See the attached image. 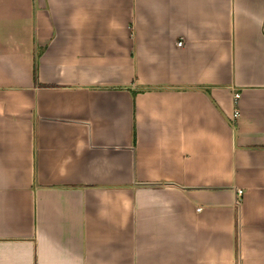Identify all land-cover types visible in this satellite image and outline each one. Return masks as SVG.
Returning a JSON list of instances; mask_svg holds the SVG:
<instances>
[{"label": "crops", "instance_id": "1", "mask_svg": "<svg viewBox=\"0 0 264 264\" xmlns=\"http://www.w3.org/2000/svg\"><path fill=\"white\" fill-rule=\"evenodd\" d=\"M0 264H264V0H0Z\"/></svg>", "mask_w": 264, "mask_h": 264}, {"label": "built area", "instance_id": "2", "mask_svg": "<svg viewBox=\"0 0 264 264\" xmlns=\"http://www.w3.org/2000/svg\"><path fill=\"white\" fill-rule=\"evenodd\" d=\"M183 44V41H178L176 43V45L179 47V46H182ZM238 100H239V94L238 92L234 91V94H233V112H232V120L235 121L239 116H240V109H239V105H238ZM242 194L241 190H238L237 191V195L240 196Z\"/></svg>", "mask_w": 264, "mask_h": 264}]
</instances>
